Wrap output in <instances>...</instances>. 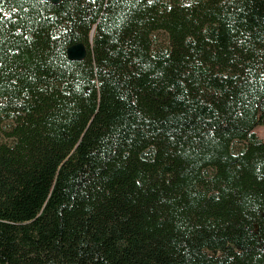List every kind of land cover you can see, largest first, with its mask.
<instances>
[{
	"label": "trees",
	"instance_id": "1",
	"mask_svg": "<svg viewBox=\"0 0 264 264\" xmlns=\"http://www.w3.org/2000/svg\"><path fill=\"white\" fill-rule=\"evenodd\" d=\"M259 124L264 0H0V264H264Z\"/></svg>",
	"mask_w": 264,
	"mask_h": 264
},
{
	"label": "water",
	"instance_id": "2",
	"mask_svg": "<svg viewBox=\"0 0 264 264\" xmlns=\"http://www.w3.org/2000/svg\"><path fill=\"white\" fill-rule=\"evenodd\" d=\"M47 1H50L54 4H58L62 0H47ZM67 54L71 60L84 59L87 55L86 45L84 43H78V44L72 45L68 48Z\"/></svg>",
	"mask_w": 264,
	"mask_h": 264
},
{
	"label": "rangeland",
	"instance_id": "3",
	"mask_svg": "<svg viewBox=\"0 0 264 264\" xmlns=\"http://www.w3.org/2000/svg\"><path fill=\"white\" fill-rule=\"evenodd\" d=\"M155 38L159 40L161 43H165V33L157 32L155 34ZM255 133L264 141V124H259L254 129ZM2 136H0L1 138Z\"/></svg>",
	"mask_w": 264,
	"mask_h": 264
}]
</instances>
